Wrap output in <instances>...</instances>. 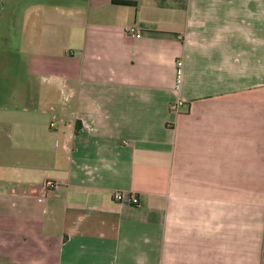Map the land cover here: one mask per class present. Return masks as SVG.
<instances>
[{
  "label": "crops",
  "instance_id": "0c3cea01",
  "mask_svg": "<svg viewBox=\"0 0 264 264\" xmlns=\"http://www.w3.org/2000/svg\"><path fill=\"white\" fill-rule=\"evenodd\" d=\"M128 1L54 3L13 64L0 264H264V0Z\"/></svg>",
  "mask_w": 264,
  "mask_h": 264
},
{
  "label": "rangeland",
  "instance_id": "374dc122",
  "mask_svg": "<svg viewBox=\"0 0 264 264\" xmlns=\"http://www.w3.org/2000/svg\"><path fill=\"white\" fill-rule=\"evenodd\" d=\"M1 2L0 93L10 96L20 92L21 79L29 77L26 75L28 69H15L13 64L18 66L17 64L21 63L24 67L35 60L32 50L37 44L41 24L46 16H50L54 11L53 4L59 3L63 8L76 5L70 0H1ZM7 103L11 106L17 105V101L13 99Z\"/></svg>",
  "mask_w": 264,
  "mask_h": 264
},
{
  "label": "built area",
  "instance_id": "2783aa9c",
  "mask_svg": "<svg viewBox=\"0 0 264 264\" xmlns=\"http://www.w3.org/2000/svg\"><path fill=\"white\" fill-rule=\"evenodd\" d=\"M126 32L127 34H129L131 37H135L138 35V31L135 27L130 26L126 28ZM180 77H181V62H177L176 64V86L179 85L180 83ZM183 105V102H176L175 104H171L169 106V110L171 112H177L178 109ZM51 127H54V124L51 123L50 124ZM56 188V183L53 182L52 180H46L43 184V186L40 189L39 192V200H44L46 198V196L51 193L54 189ZM124 199V196L122 193L120 192H116L112 195V200L114 202H122ZM128 201L129 203H131L132 205H136L138 204V199L135 195L131 194L128 196Z\"/></svg>",
  "mask_w": 264,
  "mask_h": 264
},
{
  "label": "trees",
  "instance_id": "16d2710c",
  "mask_svg": "<svg viewBox=\"0 0 264 264\" xmlns=\"http://www.w3.org/2000/svg\"><path fill=\"white\" fill-rule=\"evenodd\" d=\"M112 3L117 4V5L132 6V7L136 5L135 2L128 1V0H112Z\"/></svg>",
  "mask_w": 264,
  "mask_h": 264
},
{
  "label": "flooded vegetation",
  "instance_id": "af4514ba",
  "mask_svg": "<svg viewBox=\"0 0 264 264\" xmlns=\"http://www.w3.org/2000/svg\"><path fill=\"white\" fill-rule=\"evenodd\" d=\"M1 6H2V2H1V0H0V8H1ZM0 12H1V9H0Z\"/></svg>",
  "mask_w": 264,
  "mask_h": 264
}]
</instances>
